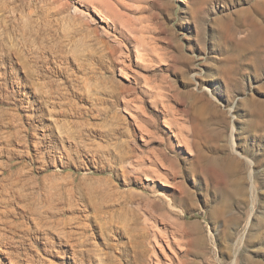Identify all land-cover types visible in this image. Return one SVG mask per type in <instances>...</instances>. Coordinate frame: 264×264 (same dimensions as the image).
Instances as JSON below:
<instances>
[{"label":"rangeland","instance_id":"obj_1","mask_svg":"<svg viewBox=\"0 0 264 264\" xmlns=\"http://www.w3.org/2000/svg\"><path fill=\"white\" fill-rule=\"evenodd\" d=\"M151 2L0 0V264H264V11Z\"/></svg>","mask_w":264,"mask_h":264},{"label":"bare ground","instance_id":"obj_2","mask_svg":"<svg viewBox=\"0 0 264 264\" xmlns=\"http://www.w3.org/2000/svg\"><path fill=\"white\" fill-rule=\"evenodd\" d=\"M144 3H146V4H148V5H150L152 2V0H142ZM165 1H167V0H165ZM220 1H224V2H226V1H230V0H190V5H191V7H190V10H191V13H192V15H191V17L193 16V19L195 20V22H196V24H201V21H203V20H205V18H206V15L209 13L208 12V9H216L217 10V8H220V7H217L216 5L220 2ZM259 2L257 3V4H255V6H253V8L255 9V11L256 12H263L264 11V0L263 1H260V0H258ZM187 2V1H186ZM215 2H218L216 5H215ZM163 4H165V2H162ZM141 4V3H140ZM139 5V4H138ZM142 5V4H141ZM148 5H146V6H148ZM144 6V5H143ZM140 8H143V7H141L140 6ZM148 8H149V6H148ZM152 8V7H151ZM146 9H147V7H146ZM145 9V10H146ZM160 9V8H159ZM161 9H164V8H161ZM160 9V10H161ZM220 9H222V8H220ZM142 10V9H141ZM144 10V9H143ZM223 10V9H222ZM138 11V10H137ZM150 11V10H149ZM215 11V10H214ZM139 12V11H138ZM216 13V12H215ZM234 15L236 16V18L234 19L235 20V23H234V21H232L231 20V22L229 21L230 19H229V17L228 18H224V20H222L223 18H221L220 20H219V18H218V23H219V26H221L222 28H225V26H229V27H232L231 29H233V28H235V29H237V25H238V27H240V28H242L243 29V32H245V30L248 32V34L249 35H253V32L254 33H259L260 32V34H261V36H262V31H261V29H260V27L259 28H257V27H255V24H253V17H252V15L250 14V11H248V10H244V9H242V11H240L239 13H234ZM254 16V15H253ZM260 16V15H259ZM226 17V16H225ZM141 18V17H140ZM151 18V17H150ZM263 18V17H262ZM143 18H141V20H138V21H142L143 22V20H142ZM152 19V18H151ZM158 19V18H157ZM127 20V19H126ZM217 20V19H216ZM254 20H255V18H254ZM148 21V20H147ZM151 22H153L154 20H150ZM131 22V21H130ZM130 22H128L127 21V23L125 24V26H124V28L126 29L125 31L126 32H128L127 34H132L131 33V23ZM142 22H141V24H142ZM216 22V21H215ZM140 23V22H139ZM257 23V22H256ZM149 24H152V23H149ZM149 24H146V25H149ZM130 26V28H128ZM262 26V25H261ZM147 27V26H146ZM154 27V29L156 28L155 26H153ZM152 27V28H153ZM142 28H143V26H142ZM141 28V29H142ZM160 28H161V25H160ZM140 29V31H141V34L144 32V29H145V27L142 29L143 30V32H142V30ZM147 29V28H146ZM153 29V30H154ZM140 31H139V34H140ZM150 31V30H149ZM226 31V30H225ZM144 33H146V32H144ZM143 33V34H144ZM125 34V33H124ZM140 34V35H141ZM158 35V33H157V31H156V29L154 30V31H150V34L149 35ZM233 34H234V32H231V33H229L228 32V35L229 36H231V37H233ZM264 34V33H263ZM126 36V35H125ZM130 36V35H129ZM128 36V37H129ZM142 36V35H141ZM260 36V37H261ZM141 40H143L142 38H141ZM144 40H146V42H148L149 40H152V41H154L153 42V44H151V42H148L150 45H152V46H150V45H148V47H147V49H146V45L148 44V43H146ZM144 40L143 41H140V42H144V45L145 46H142L143 44L141 43V45H140V43H138L140 46H142V47H145V48H143L144 50H145V52L146 53H148V52H150V51H152L153 50V52L155 51V53L158 55V57H157V59L159 58V60H162V61H165L166 59H168L169 58V62H170V57L166 54V52L164 53V50H161L162 48H160L159 50H161V51H156V50H154L155 49V47H156V43H157V40L156 39H154V36H151V37H149L148 39H147V37L146 38H144ZM122 41V40H121ZM125 41H127V40H125ZM131 42V41H130ZM122 43H123V41H122ZM124 45V44H123ZM150 46V47H149ZM152 47V48H151ZM167 47V46H166ZM159 48V47H158ZM183 49V48H182ZM160 52V53H159ZM181 52V51H180ZM179 52V53H180ZM152 53V52H151ZM184 54V53H183ZM142 55H144V53L142 54ZM152 55H153V53H152ZM155 55V54H154ZM150 56V55H149ZM177 56H180V54H178ZM183 56V55H182ZM151 59V58H150ZM150 61V60H149ZM173 61L175 62V58L173 57ZM121 64V63H120ZM169 65V64H168ZM120 70V69H119ZM183 127V126H182ZM189 127V126H188ZM185 128V127H184ZM181 129H183V128H181ZM181 129H178V130H181ZM181 131H184V130H181ZM181 131H179L180 133H181ZM176 135V137L178 138V143L180 144V145H186V146H188L187 144H189L188 143V140L187 139H185L184 137H187V135L186 136H184L183 135V133H181V134H178V132H177V134H175ZM181 135H183L184 137H182ZM190 142V141H189ZM232 147H233V145H232ZM187 151V150H186ZM250 164H251V162H250ZM137 171V170H136ZM222 171V170H221ZM231 171V170H230ZM218 172H220V171H218ZM222 173V172H221ZM223 174V173H222ZM251 174V173H250ZM216 178V177H215ZM220 179V178H219ZM250 180H252V174H251V176H250ZM208 181V180H207ZM255 189V188H254ZM252 192H253V189H252ZM143 209V208H142ZM1 213H5V214H7L5 211H0ZM1 213H0V215H1ZM148 216H150V215H148ZM148 218V217H147ZM151 220H152V222H151ZM4 223V220L2 221V224ZM6 223V222H5ZM8 223V222H7ZM155 223H156V220L155 219H153L152 217H149L148 219H146V225H147V227L148 228H150V231H151V234H150V237H149V242H148V245H149V250H148V252H146V254H147V264H161V263H159V262H161V261H159V258H158V256H157V249H159V251H161L160 250V247H161V245H160V243H159V241H158V236H160L161 234L160 233H158L157 232V230L155 229ZM9 224V223H8ZM7 228H8V226H7ZM12 228V227H11ZM52 233V232H51ZM167 233V232H166ZM160 234V235H159ZM0 236H2V235H0ZM45 236V235H44ZM33 237V236H32ZM35 238V237H34ZM34 238H33V240H34ZM160 238V237H159ZM31 239V238H30ZM44 240H45V238H43ZM48 239V238H47ZM46 239V240H47ZM51 238H49V240H47V241H51L52 242V239L50 240ZM166 240V239H165ZM32 241V240H31ZM46 241V242H47ZM163 241V240H162ZM176 241V240H175ZM35 243V242H34ZM33 243V244H34ZM47 243H49L50 244V242H47ZM31 244V243H30ZM165 244L166 245H168L169 243L167 242V240L165 241ZM32 245V244H31ZM34 246V245H33ZM51 246V245H50ZM49 246V247H50ZM36 247V246H35ZM169 247V246H168ZM170 249V248H169ZM74 251V250H73ZM48 252V251H47ZM54 251H52V253H53ZM74 253V252H73ZM232 264H235V262L233 261L232 262Z\"/></svg>","mask_w":264,"mask_h":264}]
</instances>
